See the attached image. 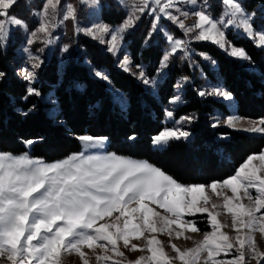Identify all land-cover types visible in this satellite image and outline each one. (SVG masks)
Wrapping results in <instances>:
<instances>
[{"label":"snow or ice","instance_id":"snow-or-ice-1","mask_svg":"<svg viewBox=\"0 0 264 264\" xmlns=\"http://www.w3.org/2000/svg\"><path fill=\"white\" fill-rule=\"evenodd\" d=\"M17 2L0 0V43L8 40L13 28H21L29 31V45L51 44L50 29L55 27L52 19L61 0H45L41 9L44 21L34 30H29L26 22L10 14ZM88 2L99 4V0ZM125 2L131 4V11L117 29L93 25L85 30L86 35L107 43L108 51L113 54L119 53L125 33L135 28L144 15L153 18L149 37L159 30L160 21L166 19L182 30L184 36L212 42L232 57L251 60L246 50L236 47L228 39V31L232 28L241 29L256 46L264 47V25H256L255 13H249L241 0H221L225 8L218 18L205 10L190 14L180 7L190 4L195 8L198 0ZM190 15L196 19L192 25H187L185 20ZM76 18V9L68 4L63 9L62 19ZM105 36L107 40L102 38ZM166 40L171 47L162 56L161 68H167L178 52L188 54V40L172 34H166ZM63 51L68 52L69 46L65 45ZM30 60L33 71L21 69L20 73L28 82L34 80V70L43 63L39 56L30 55ZM121 67L130 72L133 62L124 56ZM135 67L140 68L139 65ZM5 75L0 71V80ZM96 75L108 79L102 73ZM138 78L145 85L155 87V81L143 70L139 71ZM27 92L28 95H40L34 87H29ZM206 94L232 99V94L222 89L198 93L200 96ZM179 99V96L174 97L172 102ZM166 115L174 118L171 111ZM193 119L186 116L179 123H191ZM226 123L236 128L240 120L229 117ZM241 130L264 133V119L259 121V126L252 122ZM189 136L188 131L165 129L153 137V144L167 145L172 140ZM128 138L134 140L135 136ZM78 139L95 147L107 138L82 135ZM27 143L31 145L34 141ZM222 189H229L233 195L225 194ZM250 189L255 191V196ZM213 195L221 203L213 202ZM114 213L118 215L111 219ZM198 214L205 217L211 231L204 232L202 239L195 241L192 247L182 249L172 243V239L182 236L192 239L184 236L182 230L201 232L199 220L195 218ZM222 214H231L230 225L219 219ZM185 216L193 218L185 219ZM228 227L235 236L223 231ZM257 231L264 234V151L248 156L229 178L207 185H185L147 161L114 153L105 156L72 154L54 163L0 153V258L6 259L8 264H62V255L73 252L79 255L82 264H89L85 248L93 252L100 250L96 255L97 264H124L127 257L121 250V242L124 249L148 253L127 260V264H174L176 261L179 264H251V261L261 264L264 251L256 245L254 234ZM145 233L149 235L145 236ZM157 233L169 237L172 255L166 251L164 242L153 235ZM130 238H144L145 243L143 246L131 244ZM221 254L231 258L217 259Z\"/></svg>","mask_w":264,"mask_h":264},{"label":"trees","instance_id":"trees-1","mask_svg":"<svg viewBox=\"0 0 264 264\" xmlns=\"http://www.w3.org/2000/svg\"><path fill=\"white\" fill-rule=\"evenodd\" d=\"M259 2L264 0H246L245 4L248 10H253ZM42 3L43 0H33L25 10L40 8ZM102 17L109 23H121L125 11L117 1L111 0L108 6H103ZM147 34L140 24L130 34L129 47L133 60L137 64L145 63L148 73L154 75L168 43L156 34L146 44ZM229 37L235 46L246 50L254 67L250 68L214 43H194L195 51L215 60L217 69L199 54L188 58L178 52L170 60L168 74L155 94L133 74L120 68L113 54L98 41L74 32L65 38L70 46L66 64L61 66L55 51L38 70L37 80L25 81L16 73L22 66L19 50L25 43L24 30L17 28L12 41L6 46L0 43V71L6 73L0 80V151L22 153L27 150L26 142L34 141L31 153L53 161L78 151L81 135L105 136L112 152L146 159L183 184L223 181L248 156L264 148V136L214 126L213 113L216 108L227 111L225 102L198 95L206 82L203 77L219 80L233 94L241 116L264 117V49L248 37ZM94 71L105 74L126 95V108L114 101L107 83ZM180 77H187V82L185 102L177 113L195 117L194 138L172 140L166 149L156 150L153 137L166 126V106ZM29 87L36 88L40 95H28ZM53 106L58 107L55 117L49 115ZM133 135L135 139L130 140L128 137Z\"/></svg>","mask_w":264,"mask_h":264},{"label":"rangeland","instance_id":"rangeland-1","mask_svg":"<svg viewBox=\"0 0 264 264\" xmlns=\"http://www.w3.org/2000/svg\"><path fill=\"white\" fill-rule=\"evenodd\" d=\"M33 1V0H18L17 4L13 6L12 9H10V14L20 18L21 20H23L24 22H26L28 29L29 30H34L36 29L40 23H42L44 21V17L41 14V9L45 3V0H43L42 6L40 8H33L31 11L26 12L25 9L30 8V6H28V4ZM117 1L122 8L125 11V17L123 19V21L125 20L126 16L130 14L131 11V4L125 2V0H115ZM111 0H99V4H91L88 2V0H61V5L58 6L57 9V13L55 15V18L52 19V23L55 25V27L51 28V32H52V43L51 44H44L42 42L36 43V44H32L29 45L27 43L28 39L30 38L29 35V31H25L24 29V33H25V43L22 45V47L19 50V53L23 56V62H22V66H20V68L17 69L16 73L17 75H19L20 77H22L21 73V69H27L29 71H33V69L31 68V60H30V55L32 56H39L40 59L43 61L41 67L45 64V62L50 58V56L52 55L53 52H57L59 57H60V63L61 66H64L67 62L68 56L70 55V46L68 44H66L65 42V38L67 35H71L73 32L76 35L79 34H85V30L88 28H91L93 25H106L108 26L110 29L115 30L117 29L121 24V23H117V24H113V23H109L106 22L103 17H102V10H103V6L106 5L108 6L110 4ZM243 6L245 7V9L249 12V13H255V22L256 25L259 27L261 25H264V2H259L256 5V9L253 10H248L245 2L246 0H241ZM68 4H71L75 9H76V19L72 20H63L62 19V15H63V9L66 8V6ZM154 6V5H153ZM180 7L185 10L188 11L190 14L195 11V10H205L207 11L210 15H212L213 17L218 18L222 12L224 11L225 6L221 3V0H198V4L197 6H195V8L190 5V4H181ZM260 8L261 12H258L257 9ZM15 12H18L17 14ZM26 12V13H25ZM22 15L23 17L19 16ZM25 16V17H24ZM183 19V18H182ZM195 17L191 16L185 20V23L187 25H192L195 22ZM153 23V18L151 15H144L140 21L137 22L136 27H138L140 24L142 25L143 29H147V32L149 34L150 30H151V24ZM135 27V28H136ZM70 28V29H69ZM131 29L128 32L125 33V39L122 42L121 48L119 53L117 54H113L114 59H115V63L120 67H121V61L122 58L124 56H127L132 62H133V67L131 68V71L129 73L133 74L140 82H142V80H140L138 78V73L139 71L143 70L145 72V74L147 75L148 78H150L151 80L155 81V87H152L151 85H145L143 82V84L149 89L151 90L153 93H157V88L159 86V84L166 78L167 74H168V68H161V63L159 66L158 71L156 72V74L154 75H150L148 73L146 64L144 63H139L137 64L133 58L131 57V50L129 47V41H130V34L133 32V30L135 29ZM17 28H13L8 40L4 43H1L3 46H6L8 44V42L13 40V36H14V32ZM73 30V31H72ZM147 34L146 38H145V43L147 44L151 38L153 36H155L156 34L161 35L165 40H166V34H172L174 37L176 38H181V39H185L189 41L188 44V54H185V56H187L188 58L193 56V54H199L203 60H205L208 64H210V66L213 69H217V63L215 60H211V58L205 54L207 57H209L208 59H205L204 55H201V53H197L193 47L194 43H200V42H209V41H195L192 39L191 35L189 36H184L182 33V30L178 29L175 25H173L171 22H169L166 19H162L160 21V25H159V30L155 33H153L150 37ZM41 35L42 34H38ZM229 35H233V36H246V34L241 30V29H236V28H232L228 31V39L230 40ZM88 37H90L89 35H86ZM92 38V37H90ZM103 39L107 40V37H102ZM93 39V38H92ZM96 40V39H94ZM98 41L106 50H108V44L107 43H101L99 40ZM167 41V40H166ZM230 42L233 44V42L230 40ZM168 43V42H167ZM212 43V42H211ZM65 45L69 46V51L68 52H64L63 48ZM171 45L168 43V46L164 52V54L169 51ZM237 47V46H236ZM241 48V47H238ZM264 49V47H262ZM25 49H27V51H25ZM40 49H43V51H40ZM243 49V48H242ZM224 51V50H223ZM182 52V51H180ZM226 52V51H224ZM227 53V52H226ZM228 54V53H227ZM239 60L241 62H245L247 66H249L250 68L254 67L253 64L249 61V60H244V59H240ZM135 65H139L140 68L135 67ZM170 65V62H169ZM40 67V68H41ZM39 68V69H40ZM39 69H35V78L32 82L30 83H34L37 80V74H38V70ZM123 69V68H122ZM98 71H94V74L96 75ZM100 73V72H99ZM105 75V74H103ZM97 76V75H96ZM23 78V77H22ZM205 82V85H203L201 87L200 91H204L205 93H210L215 89H222L225 91H228L223 85L222 83H220L219 80H211L207 77H203ZM105 82L107 83V86L109 88V90L112 92L113 95V99L115 102H117L119 104L120 107L122 108H126L128 105V98L126 97V95L119 89H117L111 82V80L108 79L105 80ZM187 80L184 79V77H180L177 81V84L175 86V91H174V95L173 97L170 99L169 103L166 106V110H165V115H164V122L166 124L165 129H181L183 131H188L190 133V136L187 139H180V140H184V141H191L194 138V132L192 129L193 126V122L195 120V117L191 114H183V115H178L177 111L179 109V107L184 104L185 100H184V92H185V84H186ZM178 85H180V87H178ZM229 92V91H228ZM232 94V93H231ZM179 96V101L173 103V98ZM205 96H209V97H214L218 100H221L223 102H225L228 110L225 111L223 109L220 108H216L213 116H212V121H213V125L214 126H226L229 127L226 123V120L229 117H233L236 118L238 120H240V123L237 125L236 128L233 127H229L231 129L237 130V131H242V132H246L248 134H252V135H260V136H264V133H259V132H249V131H244L241 129H246L250 126V123L255 122L257 124V126H259V121L264 119V117H260V118H249V117H244L241 116L238 113V109H237V103L236 100L232 94V99L231 100H225L223 97L220 96H215V95H205ZM168 111L173 112V116L174 118H169L166 113ZM58 114V107L57 106H53L50 110H49V115L55 117ZM193 117L194 119L192 120L191 123H179V121L181 120V118L183 117ZM162 130V131H163ZM84 135H88V134H84ZM82 136V135H81ZM92 136V135H91ZM156 136V135H155ZM154 136V137H155ZM94 137H105V136H94ZM107 138V137H106ZM108 144H109V140L108 138L106 139V141L102 144V145H97L95 147H92L91 145L85 144L84 142L80 141V149L76 152L71 153L72 154H80L83 153L85 156H89V155H93V156H105V155H109V154H116L118 156H122L128 159H132V160H136V161H147L153 165H155L154 163L143 159V158H136V157H132V156H128V155H122V154H117L115 152H112L111 150H109L108 148ZM169 144V143H168ZM167 145H153V148L156 150H163L166 149L168 147ZM26 146H27V150L25 152L22 153H12V152H2L0 151V153H8L11 154L13 156H27L31 159L34 160H42L46 163H54L57 161H61L63 159H66L68 156L58 159V160H53V161H47L44 158L41 157H36L34 156L31 151H32V147H33V143L31 145H29L26 142ZM264 151V148L263 150ZM157 166V165H155ZM158 167V166H157ZM160 168V167H159ZM171 175V174H169ZM172 176V175H171ZM230 177V176H229ZM228 177V178H229ZM173 178H175L173 176ZM176 179V178H175ZM227 179V178H226ZM212 183V182H211ZM209 183V184H211ZM185 185H192V184H185ZM207 185V184H206ZM221 191H223L225 194L231 196L233 195V193L229 190V189H222ZM249 191L252 192L253 196L256 195L255 191L253 189H250ZM209 195H212L211 192H208ZM242 194V193H241ZM213 202L215 203H221V201L215 197L213 195ZM243 202L245 204L248 203L247 199H244ZM210 206V205H209ZM115 215H118L117 213L113 214V217L111 219L115 218ZM193 217H188L185 216V219H192ZM196 219L199 220L198 223V227L201 229V232L199 233H192L190 231L187 230H182L184 231V236H190L192 237V239H185L183 236L179 239H172V243H176L179 247H181L182 249L184 248H188V247H192L195 241H198L200 239H202L203 233L207 232V231H211V228L209 227V225L207 224L205 217L204 216H200L199 214L197 215V217H195ZM109 218H106V220H108ZM219 219H221L222 222L226 223V224H231V214H222ZM104 221H101V223H103ZM110 222V221H109ZM173 228H175V226H173ZM223 231L227 232L230 236H235L236 233L231 229V227L225 228L223 229ZM246 231V230H245ZM148 233H145V236H148ZM153 235H157L158 238L160 240H162L164 242V246L166 248V251L169 252L170 255H172V250L168 247L169 244V237L167 235H163V234H153ZM255 241H256V245L259 248V250L264 251V234H261L260 232H256L255 234ZM130 243L131 244H138L143 246L145 243L144 238H141L139 240L135 239V238H130ZM86 253H87V259L89 261V264H97V260H96V255L100 254V250H96L95 252L88 250L87 248L83 249ZM121 250L125 251L127 260H135L137 257L141 256V255H148L147 252H141V251H129L127 249L123 248L122 242H121ZM109 255H112L111 253H108ZM230 256H225L224 254H221V256L217 257V259H230ZM127 260L124 261V264H127ZM264 261H261V264ZM0 264H8V261L4 258H0ZM62 264H82L81 258L79 257L78 254L76 253H65L62 255ZM174 264H179L178 261L174 262ZM251 264H256V261H251Z\"/></svg>","mask_w":264,"mask_h":264}]
</instances>
